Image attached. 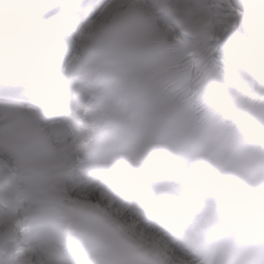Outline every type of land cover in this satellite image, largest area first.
<instances>
[{"label":"snow or ice","instance_id":"6c2138e0","mask_svg":"<svg viewBox=\"0 0 264 264\" xmlns=\"http://www.w3.org/2000/svg\"><path fill=\"white\" fill-rule=\"evenodd\" d=\"M0 264H264V0H0Z\"/></svg>","mask_w":264,"mask_h":264}]
</instances>
